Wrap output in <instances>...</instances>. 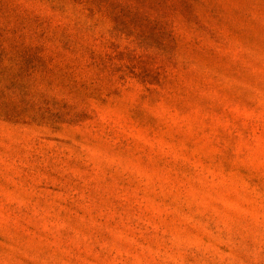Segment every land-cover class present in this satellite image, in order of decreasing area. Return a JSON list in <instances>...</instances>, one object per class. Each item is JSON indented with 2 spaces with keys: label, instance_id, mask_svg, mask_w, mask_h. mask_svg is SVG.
Listing matches in <instances>:
<instances>
[{
  "label": "rangeland",
  "instance_id": "obj_1",
  "mask_svg": "<svg viewBox=\"0 0 264 264\" xmlns=\"http://www.w3.org/2000/svg\"><path fill=\"white\" fill-rule=\"evenodd\" d=\"M0 264H264V0H0Z\"/></svg>",
  "mask_w": 264,
  "mask_h": 264
}]
</instances>
